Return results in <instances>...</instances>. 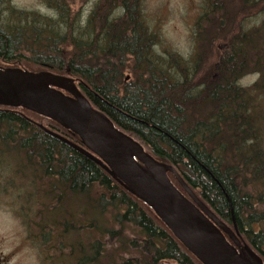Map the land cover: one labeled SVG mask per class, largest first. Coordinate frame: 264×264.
Listing matches in <instances>:
<instances>
[{"label": "trees", "instance_id": "trees-1", "mask_svg": "<svg viewBox=\"0 0 264 264\" xmlns=\"http://www.w3.org/2000/svg\"><path fill=\"white\" fill-rule=\"evenodd\" d=\"M45 2L54 14L0 0V66L71 78L116 126L174 165L232 228L235 216L240 239L264 259V229H257L264 222V0H205L189 57L156 50L159 37L142 0H96L85 18L73 12L71 0ZM255 13L262 14L259 21L248 23ZM250 74L258 79L241 85ZM48 130L84 146L48 117L0 105V192L20 201L21 216L35 214L29 225L35 234L43 229L36 236L50 251L62 253L44 229L69 231L76 223L73 211L51 214L64 201L85 198L103 215L113 209L120 230L93 219L98 236L87 247L71 246L79 252L76 264H203L151 207ZM127 225L133 239L125 235ZM117 234L115 250L99 240Z\"/></svg>", "mask_w": 264, "mask_h": 264}, {"label": "water", "instance_id": "water-1", "mask_svg": "<svg viewBox=\"0 0 264 264\" xmlns=\"http://www.w3.org/2000/svg\"><path fill=\"white\" fill-rule=\"evenodd\" d=\"M0 105L22 107L48 117L78 135L84 146L50 131L73 146L152 208L176 238L203 264H264L192 190L174 165L159 161L80 91L66 76L0 66ZM174 174L186 194L171 180ZM179 264V263H174Z\"/></svg>", "mask_w": 264, "mask_h": 264}, {"label": "rangeland", "instance_id": "rangeland-1", "mask_svg": "<svg viewBox=\"0 0 264 264\" xmlns=\"http://www.w3.org/2000/svg\"><path fill=\"white\" fill-rule=\"evenodd\" d=\"M96 0H71L73 12L82 14L86 17L92 10ZM205 0H142V10L149 28L158 35L159 44L156 50L160 54H165L168 50L175 51L184 57H189L194 52V27L198 17L203 12ZM12 4L19 9L27 11H38L42 14H54L49 9L45 0H12ZM252 11L251 13H254ZM253 14L248 23L259 21ZM127 78H132L131 73H127ZM258 79V75L250 74L244 77L241 85H252ZM187 195V194H186ZM16 198V197H15ZM11 196V193L0 192V259L3 264H76L73 256L79 255L78 251H73L72 245L78 242L84 243L87 247L92 241L93 236H98L93 230V219L103 226H110L115 230H120V226L114 221L112 215L113 209L109 208L105 215L99 213L100 210L92 209L88 200L73 199L71 202L64 201L61 207L53 211L52 217L59 218L65 215V210L73 211L76 223H73L74 229L66 230L59 226V229H44L46 233H51L53 241L51 243L59 244L62 253L58 249L50 251L45 246L44 238L37 237L36 234H44L43 229H36L33 232L29 225L32 218L37 219L31 212V216H21L18 211H23L20 201ZM51 208V205H50ZM56 208V206H55ZM53 210V208L51 209ZM30 213V211H29ZM65 216H70L65 215ZM264 229V222L257 226V229ZM95 229V228H94ZM32 230V231H31ZM61 230V232H60ZM133 229L127 225L125 235L133 239ZM63 234V239L61 238ZM95 234V235H94ZM60 235V236H59ZM100 235V234H99ZM118 234L113 238L99 239L106 249L115 250L118 248ZM94 238V237H93ZM63 242V243H62ZM64 248V249H63ZM78 252V253H77ZM49 253L52 255L49 258ZM123 254H126L124 252ZM133 254L124 255L133 257ZM103 262L106 260L103 259ZM173 261H165L163 264H174Z\"/></svg>", "mask_w": 264, "mask_h": 264}, {"label": "flooded vegetation", "instance_id": "flooded-vegetation-1", "mask_svg": "<svg viewBox=\"0 0 264 264\" xmlns=\"http://www.w3.org/2000/svg\"><path fill=\"white\" fill-rule=\"evenodd\" d=\"M148 206V205H147ZM156 214V213H155ZM157 215V214H156ZM158 216V215H157ZM234 228V227H233ZM0 264H3L2 260L0 259Z\"/></svg>", "mask_w": 264, "mask_h": 264}]
</instances>
